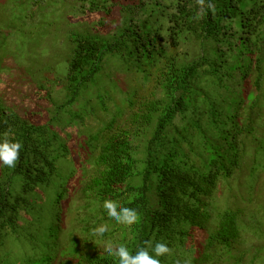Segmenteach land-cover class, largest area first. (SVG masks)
I'll return each instance as SVG.
<instances>
[{
	"label": "trees",
	"instance_id": "trees-1",
	"mask_svg": "<svg viewBox=\"0 0 264 264\" xmlns=\"http://www.w3.org/2000/svg\"><path fill=\"white\" fill-rule=\"evenodd\" d=\"M209 2L0 0V75L14 63L48 106L33 120L0 96V142L23 145L0 164V264H118L107 240L166 243L161 264H264V241L237 249L264 239V205L231 184L248 165L252 202L264 165V0Z\"/></svg>",
	"mask_w": 264,
	"mask_h": 264
},
{
	"label": "rangeland",
	"instance_id": "rangeland-1",
	"mask_svg": "<svg viewBox=\"0 0 264 264\" xmlns=\"http://www.w3.org/2000/svg\"><path fill=\"white\" fill-rule=\"evenodd\" d=\"M4 68H7L6 73L3 75H0V85H3V87H0V96L2 97L4 103L9 106L16 109L19 114L23 115V113H28V117H33V120H36L38 115H43V110H45V107L47 106L46 101H42L41 97L35 96V94L32 92L31 86H29V82L26 81V79L22 76V71L19 69L14 63H4ZM23 79V82L20 80ZM38 107V108H35ZM37 111L34 113V111ZM32 120V119H31ZM248 165L245 164V166L240 170V172L236 175L235 179L231 182L238 184L239 187L238 191L244 193L243 200L238 201V205H245L249 208H254L257 206H261V204L264 205V165H257L253 168L254 178L259 176L258 183L254 188V196L252 197V202H248L250 199V196L252 192H250L248 189H246L247 184V177H248ZM245 196L247 199L245 200ZM251 236L249 234H245L241 239V245L237 246V249L240 247H251L253 245H257L264 241V239H255L254 241L251 240ZM264 238V236H263ZM245 243V244H244ZM241 249V248H240ZM249 249V248H246ZM243 253V250H235V255L241 256ZM262 257V260H264V252L260 254ZM242 259V262L245 264H259L260 261H250V256L245 255Z\"/></svg>",
	"mask_w": 264,
	"mask_h": 264
},
{
	"label": "clouds",
	"instance_id": "clouds-1",
	"mask_svg": "<svg viewBox=\"0 0 264 264\" xmlns=\"http://www.w3.org/2000/svg\"><path fill=\"white\" fill-rule=\"evenodd\" d=\"M197 5L200 8L198 17L203 15L205 8L215 14V5L211 2L207 3L206 0H196ZM3 87V85H0ZM9 133L4 134V139L0 142V164L12 168L16 166L19 160V153L23 147L20 142L10 141ZM103 208L107 211V215L116 221V223L130 227L138 222L139 214L133 208L122 207L117 201L106 199L103 203ZM108 231L107 225H101L93 229V234L97 236H103ZM147 247L139 249L135 255L131 254L128 248L121 244L115 245L112 240L105 241L104 250L109 256H113L118 260V264H161L158 257L171 255L173 249L169 248L166 243L156 242L154 247L151 241L146 242ZM149 248L155 255L150 254ZM179 264V261H177ZM184 264H190V261L186 260Z\"/></svg>",
	"mask_w": 264,
	"mask_h": 264
}]
</instances>
